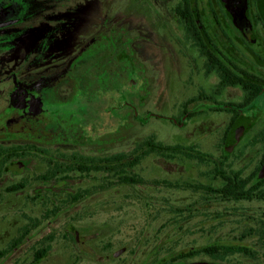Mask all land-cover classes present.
<instances>
[{
	"label": "rangeland",
	"instance_id": "rangeland-1",
	"mask_svg": "<svg viewBox=\"0 0 264 264\" xmlns=\"http://www.w3.org/2000/svg\"><path fill=\"white\" fill-rule=\"evenodd\" d=\"M176 1L84 0L90 30L119 24L115 28L122 34L123 41L134 34L137 75L127 71L115 77L111 93L105 92L101 100L95 102H89L83 88L71 80L74 92L69 100L41 108L36 96L41 85L26 91L18 84L9 91L10 111L17 105L16 110L26 109L29 115H37L38 119L26 124L46 133L54 130V116H68L67 112L76 115L77 125L87 133L96 129L98 138L89 139L92 135L88 133L83 142L69 144L54 133L51 137L42 135L43 142L88 155L97 151H130L148 137L171 146L195 147L197 154L177 158L147 157L134 170L143 177L144 184L133 188L113 187L76 207H70L69 194L77 187H93L99 175L93 172L81 177L74 173L72 180L31 182L23 191L4 193L7 185L30 179V176L35 178L43 169L36 158H14L11 167L19 161L26 167L19 172L10 171L0 181V250L9 251L0 264H32L35 252L40 250L36 246L38 242L46 249V255L37 264H161L193 248L201 250L215 243L242 246L256 254V258L236 254L221 264H264V200L257 197L244 202L220 201L212 206L202 202L204 195L209 196L206 188L224 185L218 165H222L218 167L222 174L239 173L247 178L264 162V143L254 139L257 132L264 130V100L245 114L251 118L257 108L260 110L252 127L236 140L238 143L233 149L225 147L232 126L230 112L210 114L207 111L180 127L162 119L178 116L181 104L199 92L210 93L217 81L213 76L200 73L194 54L182 45L183 32L174 13ZM91 11L96 15H89ZM105 13L109 20L104 18ZM66 34L61 29L62 39ZM38 39L33 30L23 33L10 45L11 50L16 54L26 49L35 52ZM55 46L62 48L65 44ZM184 50L187 61L181 53ZM62 52L58 49L53 52L54 60ZM12 59L15 65L20 61L10 53L9 60ZM63 62L59 64L62 66ZM63 66L72 71V64ZM62 72H55L52 78H57V82ZM91 78L89 74L88 80ZM220 97L224 102L239 103L243 92L228 89ZM118 103L122 104L120 111L116 109ZM136 109L141 122L133 115ZM18 143L11 140L9 146L17 147ZM256 182L254 179L252 185ZM30 223H38L30 233L31 239L13 250L14 241ZM75 232L79 233L80 242L86 244L85 250L75 245ZM115 255L117 257H113ZM185 262L211 263L212 260L203 254Z\"/></svg>",
	"mask_w": 264,
	"mask_h": 264
},
{
	"label": "flooded vegetation",
	"instance_id": "flooded-vegetation-1",
	"mask_svg": "<svg viewBox=\"0 0 264 264\" xmlns=\"http://www.w3.org/2000/svg\"><path fill=\"white\" fill-rule=\"evenodd\" d=\"M134 2L140 3V0ZM151 2L153 3V0ZM226 2L225 4L224 0H193L189 5L191 13L184 17V13L180 16L177 9L185 10V0L176 1L174 13L178 16V23L183 32L182 45L188 49V52L191 50L194 54L193 59L200 73L208 77L213 76L217 81L213 83L210 93L199 92L181 104L178 116L172 115L171 118L162 119L180 127L184 126L187 120L207 111L210 114L230 112L233 116L232 126L225 147L233 149L238 143L236 140L252 127L260 110L257 108L251 118H247L245 114L255 110L259 101L264 100V0H226ZM241 2L244 8L245 28L235 23L233 15ZM86 8L84 0H0V181L7 177L10 171L19 172L26 167V164L20 161L11 167L10 164L16 157L20 160L27 157L36 158L43 165V169L41 168L35 178L30 176V179L7 185L3 189L4 193H10L11 187H20L18 192L23 191L31 182L52 183L72 180L74 173L87 177L80 171H74L73 160L80 157L102 160L105 158L106 153L102 151L88 155L85 152L43 142L45 139L42 135L49 134L51 137L54 133L67 140L69 144L74 141L83 142L88 138V133L92 135L89 139L98 138L96 129L85 132L77 125L76 115L70 112H67L68 116L64 115L65 118L63 114L54 116L52 119L54 130L46 133L40 128L35 130L33 126L26 124L38 119L37 115H29L30 112L26 109L16 110L17 105L13 106L12 112L10 111L9 91L18 84L26 91L41 85L42 88L36 94L37 99L41 101V108L53 105L57 101L64 103L69 100L74 92V87L69 83L71 80H75L78 87L83 88V92L87 94L86 99H90L89 102L101 100L100 97L107 92L105 88L111 87L114 83L112 80L122 74L119 60L121 57L129 59L130 72H135L137 75L138 54L137 46L134 45L136 41L132 40L134 34L123 41L122 34L115 28L119 24L113 28L98 27L90 30ZM90 14L96 15L93 11ZM73 17H76V20H73ZM108 17L105 13L104 18L109 20ZM64 18L68 19L64 20ZM61 29L67 33L65 39L60 37L63 35V31L60 35ZM31 30L39 36L36 51L26 49L14 53L10 45L20 39L23 33ZM15 31L18 33H13ZM57 43H63L65 47H56ZM57 49L63 52L59 60H54L53 52H57ZM187 51L181 52L186 61ZM10 53L20 60L16 65L13 64L14 59L9 60ZM64 60L66 61L63 62ZM59 61L63 62V65L72 64V71L66 69L68 66H61ZM57 71L63 72L59 73L60 80L56 82L57 78H52V74ZM89 74L92 75L90 80H88ZM228 89L241 90L243 92L241 102L222 101L220 96ZM249 90L260 91L254 101L246 92ZM108 92L111 93L110 90ZM21 100L25 99L21 98ZM121 108L122 104L118 103L116 109L120 111ZM133 115L139 118L137 109L133 110ZM254 139L262 140L264 143V130L257 132ZM11 140L19 141L18 146L10 147ZM197 152L198 150L195 149L196 154ZM113 153L119 152L109 154ZM263 165L264 162L258 169L262 171ZM218 167L221 168L222 165L217 166V171ZM97 175H99L98 183L93 187H77L75 192L69 194L67 201L70 207L83 206L85 202L95 196H101L106 191L105 173L99 171ZM97 187L101 188L95 192ZM211 189L218 188H206L205 191L209 196L204 195V198L210 200L206 202L203 198L202 201L203 204L210 206L218 202L216 195L211 194ZM89 191H92V194H84L85 196L80 200L78 195ZM244 201L246 200L239 202ZM199 203L196 205L199 206ZM53 213L56 211L53 210ZM30 224L14 241L13 250L15 246H20L24 241L31 239L30 233L38 223ZM79 236V233L75 232L74 242L81 250L86 244L80 242ZM37 244L40 250H46L39 242Z\"/></svg>",
	"mask_w": 264,
	"mask_h": 264
},
{
	"label": "trees",
	"instance_id": "trees-1",
	"mask_svg": "<svg viewBox=\"0 0 264 264\" xmlns=\"http://www.w3.org/2000/svg\"><path fill=\"white\" fill-rule=\"evenodd\" d=\"M192 1L193 0H185V10L177 9V12H179L180 16L184 13V17H187L188 14L191 13V8L189 5L192 4ZM119 60L121 63V73L131 70L129 59L121 57ZM105 90H110V87L107 86ZM246 92L250 95L251 100L254 101L260 91L256 90V92H250L249 90ZM138 120L140 119L138 118ZM133 147L130 151L119 152L118 154L106 153L104 160L87 157L75 159L73 160L74 171H80L85 176H90L93 172L96 173L95 175H97L99 171H103L106 176V190H109L115 186H127L133 188L134 186L144 184L145 180L143 177L135 173L134 170L147 157L159 156L177 158L180 155L190 156L195 153V147L183 148L182 146H171L155 140L154 137H148ZM218 172L225 183L222 187H219L216 190L211 189V194L216 195V199L219 203L220 201H252L257 197H261V199L264 200V191H262L264 187V173L261 171V169H258L251 177H248L247 179H242L240 174L227 176V174H222V171L220 170H218ZM254 179H256L257 182L256 184L252 185V181ZM248 184L251 185L248 186ZM100 188L101 187H97L95 192L99 191ZM19 190L20 187H11L9 192L15 193ZM84 194L90 195L92 194V191L84 192L83 195L80 193L78 195L80 200L85 196ZM209 200V198H204V201L206 202ZM73 203H76V199ZM8 254L9 251L0 250V260ZM203 254L207 255L212 260L211 263L213 264H221L220 262L236 254H242L251 258H256L255 252L248 248L215 243L201 250L193 248L187 253H181L172 257L169 262H163L161 264H184L183 262H185V260L193 259ZM45 255L46 250H38L34 255L32 264L39 263L45 257Z\"/></svg>",
	"mask_w": 264,
	"mask_h": 264
},
{
	"label": "water",
	"instance_id": "water-1",
	"mask_svg": "<svg viewBox=\"0 0 264 264\" xmlns=\"http://www.w3.org/2000/svg\"><path fill=\"white\" fill-rule=\"evenodd\" d=\"M224 3L226 4L227 2H226V0H224ZM233 15H234V20H235V23L239 26V27H241V28H245L244 26H245V15H244V8H243V6H242V2H241V4H239V7H238V9L235 11V12H233ZM263 172H264V165H263V170H262ZM113 257H117L116 255L115 256H113ZM185 264H213V263H207V262H193V263H185Z\"/></svg>",
	"mask_w": 264,
	"mask_h": 264
}]
</instances>
